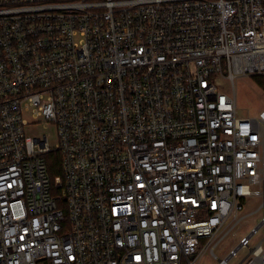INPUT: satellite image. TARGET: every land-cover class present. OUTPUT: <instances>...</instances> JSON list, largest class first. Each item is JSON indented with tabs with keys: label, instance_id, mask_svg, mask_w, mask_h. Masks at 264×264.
I'll use <instances>...</instances> for the list:
<instances>
[{
	"label": "built area",
	"instance_id": "1",
	"mask_svg": "<svg viewBox=\"0 0 264 264\" xmlns=\"http://www.w3.org/2000/svg\"><path fill=\"white\" fill-rule=\"evenodd\" d=\"M262 74L264 0H0V264L216 256L264 182L219 81ZM251 237L218 264H264Z\"/></svg>",
	"mask_w": 264,
	"mask_h": 264
},
{
	"label": "rangeland",
	"instance_id": "2",
	"mask_svg": "<svg viewBox=\"0 0 264 264\" xmlns=\"http://www.w3.org/2000/svg\"><path fill=\"white\" fill-rule=\"evenodd\" d=\"M220 88L227 93H235L236 105L239 115L242 116H259L261 111H264V90H262L255 82L253 76H238L234 79V86L229 80L222 79ZM32 135L42 136L46 134L49 137L50 143L57 142L56 128L53 125L42 122L30 130ZM257 189L262 191L261 195L249 199L244 217L238 224L229 223L225 229L236 225L235 230L228 232L222 237L215 249V255L208 249L196 261L195 264H218L217 258L227 257L240 243L242 237L252 236L250 246H255L264 237V182L257 186ZM262 223V226L257 230H253ZM223 235V232L221 233ZM220 235V236H221ZM249 254L248 247L240 248L237 253L230 259L228 264H239Z\"/></svg>",
	"mask_w": 264,
	"mask_h": 264
},
{
	"label": "trees",
	"instance_id": "3",
	"mask_svg": "<svg viewBox=\"0 0 264 264\" xmlns=\"http://www.w3.org/2000/svg\"><path fill=\"white\" fill-rule=\"evenodd\" d=\"M256 84L264 90V74L253 76ZM60 154L59 153H51L48 156L49 164H51V173L52 175H58L60 173Z\"/></svg>",
	"mask_w": 264,
	"mask_h": 264
},
{
	"label": "water",
	"instance_id": "4",
	"mask_svg": "<svg viewBox=\"0 0 264 264\" xmlns=\"http://www.w3.org/2000/svg\"><path fill=\"white\" fill-rule=\"evenodd\" d=\"M262 226V223H259V225H257V227L253 230V232L256 231V229H259Z\"/></svg>",
	"mask_w": 264,
	"mask_h": 264
}]
</instances>
